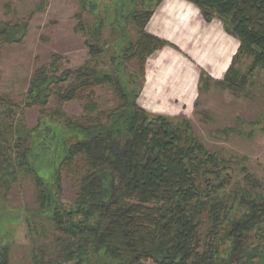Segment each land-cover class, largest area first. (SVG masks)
<instances>
[{"label":"trees","instance_id":"obj_1","mask_svg":"<svg viewBox=\"0 0 264 264\" xmlns=\"http://www.w3.org/2000/svg\"><path fill=\"white\" fill-rule=\"evenodd\" d=\"M186 1L239 39L226 77L214 84L243 94L250 75L264 67V0ZM80 7L76 30L87 37L89 60L77 69H61L62 57L53 55L49 65L32 74L22 102L0 97V189L32 176L39 204L35 213L64 237L58 240L63 245L58 258L46 259L47 248L38 247L32 264H88L92 258L95 264H231L242 252L246 259L240 264H255L254 257L264 264V251L246 245L250 233L264 225L262 193L240 183L234 187L231 161L200 142L191 120L152 114L138 103L147 58L168 45L146 31L153 7L132 14L136 40L114 55L111 71L101 72L104 24L89 29L82 20L87 5ZM25 31L22 24L0 23V49ZM242 56L251 59L245 74L236 68ZM131 61L138 69L128 79L124 63ZM202 82L211 80L203 74ZM103 85L116 91L115 107L108 110L92 100ZM85 91L87 114L69 116L63 106ZM52 98L57 107L47 110ZM35 105L41 107L38 124L28 128L21 115ZM244 169L245 185L264 191V183ZM65 176L78 187L70 206L62 202ZM15 217L0 210V264H11L4 241L13 238L9 229L17 224Z\"/></svg>","mask_w":264,"mask_h":264},{"label":"rangeland","instance_id":"obj_2","mask_svg":"<svg viewBox=\"0 0 264 264\" xmlns=\"http://www.w3.org/2000/svg\"><path fill=\"white\" fill-rule=\"evenodd\" d=\"M157 1L0 0V23L11 27L22 24L26 28L25 33L19 36L17 41L13 40V43L0 49V97L17 103L22 102L32 74L38 67L49 65L53 55L62 57L58 63L61 69H77L89 60L85 45L87 37L76 30V15L81 11V3L85 2L87 5L82 20L89 29L104 24L99 43L104 52L100 57V67H97L101 72V70L111 71L112 63L117 62L113 59L114 55H121L125 47L136 40L137 27L131 21L132 14L153 7V16L164 0L155 8ZM214 20H218L224 28L223 23L217 18L205 21L210 23ZM233 38L238 41L239 49V39L235 36ZM161 40L166 41L168 45L153 54L166 48L180 52L177 45L163 38ZM153 54L147 58L146 68ZM250 66L251 59L243 56L236 63L240 74L248 73ZM124 69L129 79L138 69L137 61L124 63ZM61 73L62 71L59 75ZM137 80H140L139 76ZM208 83L203 84L205 87L201 86L199 98L202 95V101L196 103L194 112L189 116L178 117L192 121L195 134L210 152L229 158L234 187L240 183L250 192L262 193L264 197L262 188L245 185V173L242 171L245 168V172L251 173L264 183V67L258 68L250 75L249 84L239 96L230 90L216 87L215 84L218 94L210 95L208 88L213 81ZM70 84L71 82H68L63 87L66 88ZM94 92L95 96L92 100L100 110L115 107V90L103 85L95 88ZM88 96V92H83L78 99L65 104L63 109L71 117L85 116L87 114L85 107L90 101ZM56 107L57 102L52 98L47 110ZM25 109L21 118L28 128H33L38 124L41 107L35 105ZM50 175L51 169L48 167L43 176L48 178ZM63 184L62 202L65 206H70L76 197L78 187L66 176ZM37 195L34 179L30 175L22 176L8 189H0V210L16 216L17 221V224L13 226L11 224L12 227L9 229L14 232L11 242L4 241L11 251V264H32V252L38 247L47 248L46 259H56L61 255L63 245L58 240L64 237L54 229L50 220L35 213L39 209ZM29 224L33 228L31 234L27 227ZM246 245L250 251L254 249L264 251V225L261 230L250 233ZM242 253L236 256L231 264H240L246 259L245 252ZM95 262V258H92L88 264ZM253 263L258 264V259L254 257ZM64 264L76 263L72 261Z\"/></svg>","mask_w":264,"mask_h":264},{"label":"crops","instance_id":"obj_3","mask_svg":"<svg viewBox=\"0 0 264 264\" xmlns=\"http://www.w3.org/2000/svg\"><path fill=\"white\" fill-rule=\"evenodd\" d=\"M146 31L177 45L180 52L166 48L153 54L138 99L143 109L168 117L191 115L202 101L204 72L213 81L208 92L218 94L214 82L224 79L239 45L218 20L206 22L186 0H164Z\"/></svg>","mask_w":264,"mask_h":264}]
</instances>
